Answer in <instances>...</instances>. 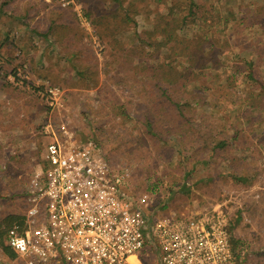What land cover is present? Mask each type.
I'll return each mask as SVG.
<instances>
[{"label": "rangeland", "instance_id": "obj_1", "mask_svg": "<svg viewBox=\"0 0 264 264\" xmlns=\"http://www.w3.org/2000/svg\"><path fill=\"white\" fill-rule=\"evenodd\" d=\"M194 1L178 47L159 51L139 37L169 22L171 7L187 16L190 0H125L136 11L130 22L115 16L117 0H0V231L23 215L48 142L94 138L128 174L125 190L148 195L160 214L220 207L233 248L264 264V0ZM72 27L99 60L95 81L76 74L86 57L71 61L58 42L72 44ZM156 66L172 72L170 95L192 104L186 119L148 93ZM186 128L195 141L180 146L173 137ZM2 256L0 264H22Z\"/></svg>", "mask_w": 264, "mask_h": 264}, {"label": "built area", "instance_id": "obj_2", "mask_svg": "<svg viewBox=\"0 0 264 264\" xmlns=\"http://www.w3.org/2000/svg\"><path fill=\"white\" fill-rule=\"evenodd\" d=\"M127 178L94 138L48 142L7 244L22 264H251L220 207L160 214Z\"/></svg>", "mask_w": 264, "mask_h": 264}, {"label": "trees", "instance_id": "obj_3", "mask_svg": "<svg viewBox=\"0 0 264 264\" xmlns=\"http://www.w3.org/2000/svg\"><path fill=\"white\" fill-rule=\"evenodd\" d=\"M118 1V9L115 7V16L119 17V18H123V21L125 22H130V21H135L133 19H135L134 17L136 16V11L133 12L132 6L131 4L129 6H125V0H117ZM10 2L6 1L4 2L3 6L8 5ZM197 7V4L195 3L194 0H190V6L188 7V11L189 14L187 16H181L180 13H177L175 11V7H171L170 8V12L168 13L169 17H170V21H164L163 20V16L161 21H164L165 24H158L153 31H150L149 33L145 34L144 36H140L139 40H140V46L143 47L144 45L149 46V47H158V50L160 51V49L162 47H168L170 45V47H174L177 48L178 47V30L177 27L179 26V28L184 25L182 23H187L189 16L192 17H196L197 16V12L195 11V8ZM4 8V7H3ZM1 8V9H3ZM3 11V10H2ZM89 13V12H88ZM60 23H56L53 24L52 26L49 27V31L47 32V34H44V36L46 38L50 37L51 35H55V29H57V24H61ZM67 28H69V26H66ZM71 27V26H70ZM72 32H74V39H72V44H67V38L65 36H60L58 42L60 43L61 46L64 47L65 52L68 53V57L70 58L71 61H75L78 60L83 61V56L86 57L87 63H81L82 65H79L78 63L75 64L74 68L76 70V74L78 77H80L81 79H85L87 78V80L91 81L94 80L95 81V77L96 75L99 73V63L96 59V56H91L88 55V47L87 44H84L82 39H81V34L78 30H74V27L71 28ZM157 33H160L162 35L161 40H158L156 42V40H154V37ZM77 35H80V38L77 37ZM187 49V47H186ZM185 49V50H186ZM184 51V49L182 50ZM183 55V54H182ZM166 57V55L164 56ZM93 60V62H91ZM96 60V61H95ZM91 62V63H89ZM105 65V63L102 65V67ZM166 67H170L167 63L165 64ZM156 74H154V71L152 69L149 68V78L152 79L151 83H152V87L151 90L148 93H151L154 91V93H160L163 97H165L167 104L171 105L173 107V110L175 112H177V115L175 116L177 119H186L188 116V111L190 110V106L192 105L189 101L186 102H181L179 101V99H174L172 95H170L168 87H166V84H171L173 83V81H175L174 79H171V74L172 72H166L164 74L158 73L157 70V66H156ZM171 70H174V67H171ZM97 83V82H96ZM93 84V86H96L97 84ZM175 83V82H174ZM89 86V85H88ZM123 116H124V111L122 112ZM149 115V112L147 113V115L145 117H147ZM155 117H157V113L155 114ZM154 120L151 118H146L145 120V127L147 129V131L153 136L155 135V130H154ZM154 132V133H153ZM193 134V132L189 133L188 129L186 128L184 130L183 133H180L178 136V139L176 138V136H174L173 138L179 141V145H186L187 143H193L194 140V136H191ZM97 140V139H96ZM175 141V140H174ZM224 144V143H223ZM184 150L186 149V146L183 147ZM22 218L21 217H14V216H10L9 221H10V225L9 227L5 229L2 228V230L0 231V246L3 249V252L9 256L10 258H13L15 256H17L15 254V252L11 249V247L7 244L6 238H7V232L8 229L13 225V223L16 220H20ZM2 226H4L2 224Z\"/></svg>", "mask_w": 264, "mask_h": 264}, {"label": "crops", "instance_id": "obj_4", "mask_svg": "<svg viewBox=\"0 0 264 264\" xmlns=\"http://www.w3.org/2000/svg\"><path fill=\"white\" fill-rule=\"evenodd\" d=\"M0 251H1V253L3 254V256H2V257L4 258L3 261H4V260L7 261L8 259H10V257L7 256V255L3 252V249H2V248H0ZM16 257H17V256H16Z\"/></svg>", "mask_w": 264, "mask_h": 264}]
</instances>
